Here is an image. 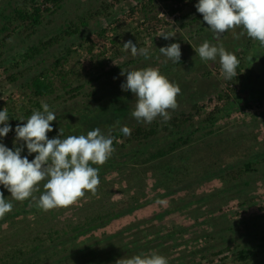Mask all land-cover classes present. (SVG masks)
Masks as SVG:
<instances>
[{
	"label": "trees",
	"instance_id": "trees-1",
	"mask_svg": "<svg viewBox=\"0 0 264 264\" xmlns=\"http://www.w3.org/2000/svg\"><path fill=\"white\" fill-rule=\"evenodd\" d=\"M64 1L25 0L22 7L14 8L13 19L21 25L28 24L30 29H34L42 24L45 14H50L53 8V11L61 9ZM172 1L176 5L184 1L190 2L193 6L198 3V0ZM178 9L181 10L179 6ZM176 12L174 7L169 11L172 15ZM185 25L181 23L179 26L183 29ZM7 30L6 25L0 28L1 32ZM79 32L78 27L73 31L69 28L64 31L61 39L65 38V35L71 37ZM61 39L52 38L51 41L61 42ZM51 41L44 46L52 44ZM69 52L70 50L56 60V66H61L62 60ZM90 52L92 53L91 50ZM244 55V52H241V55L237 56L240 62L237 77L226 80L224 89L214 98H210L209 101L216 104L203 119L195 120L205 106L193 102L189 104L188 113L179 109L172 111L171 119L166 123L157 118L150 125L142 122L133 124L131 136H124L120 131L121 126L118 127L119 129H114L111 136L114 137L115 152L103 165H91L99 168L100 184L97 191L86 192L85 196L73 205L44 212L35 206L31 198L23 202L11 200L10 193L0 185V191L4 193L5 198L13 203V210L0 219V229L8 225L12 231L8 235L0 234V264H117L121 259L152 254L164 256L168 264L205 262L212 264L229 253L235 260L234 264H264V229L253 240L239 241L242 239L239 232L235 233L234 229L235 227L238 229V223L242 222H237L233 213H229L224 207L232 201H238L240 207V210L236 211L238 215H241V210L245 207L257 206L264 212L263 201L255 202L257 197L254 196L258 191L257 184L260 183L254 176L260 173L259 166H264V146L259 151L253 148L245 152L239 150L238 153L233 154V160L226 162H224L226 156L232 155V150L230 148L228 149L231 152L225 150L228 153L224 157V148L219 147L215 150L217 161H222V158L224 160L217 166L214 165L216 158L213 160L214 163L204 165L202 164L204 158L197 161L198 158L193 155L194 149L210 143L209 138L214 136L217 131L216 126L224 118L235 111L244 113L248 109L251 111L253 107L260 108L263 104L264 92L262 95L250 96L246 92L250 88L248 84H244L242 89L236 86L243 70ZM155 61L159 66L155 68L166 77L169 74L173 75L172 71L175 69L180 72L183 69L182 71L188 73L184 76L183 74L173 76L171 80L183 79L187 82L191 78L192 62L187 57H183L180 63H173L170 60H167L170 62L167 63L164 58ZM56 66L53 68L55 73ZM142 66L143 68L137 70L149 67L146 64ZM120 69L118 67L116 70L106 72L96 80L104 77L108 80V77ZM205 75L208 76L209 72ZM10 79L15 81L16 76ZM54 80V77L47 72L34 76L29 83L33 96L39 99L54 94L56 89ZM61 80L65 82L66 93L70 95V100H75L72 104L74 108L80 106L81 101H84L82 99H91L88 104L85 102L86 107L88 105L87 108L90 109L102 103L108 95L110 97L117 95L113 93L115 87L110 86L111 80L88 94H85L83 86L72 87L71 84L66 83L65 76ZM79 97L83 98L79 100L77 99ZM33 107L42 109L38 101ZM63 113L66 114L64 119L72 120L74 110L65 112L63 110ZM31 114L32 110H29L25 118H29ZM8 115V123L12 126V131L7 137L15 133V127L21 123V119L14 113ZM69 116L70 118H67ZM251 119L246 124L248 128L252 123H256ZM256 137L254 135V140ZM5 138H0V142L6 143ZM207 150L206 152L209 153L210 148ZM198 167L202 169L198 171ZM149 178H153L156 188L163 186L165 192L147 195L143 190L142 182H146ZM262 178L264 182V177ZM213 182H216L217 188L209 191L204 189ZM43 183L41 182L40 192L34 193L37 197L44 191ZM123 183L124 188L116 189L117 185ZM238 190L242 193L235 195ZM242 194L248 197L243 202L240 200L244 197ZM164 200L169 201L167 208H161L152 217L129 222L110 233L102 232L114 222L132 215L139 208ZM169 207L171 208L168 209ZM163 217L165 218L162 220ZM175 218L181 219L178 220L181 224L177 223ZM262 218L264 219V216ZM56 222L62 223L63 227L55 226ZM169 223H175V226L170 227ZM17 225L19 226L16 227ZM24 225L27 228H24ZM261 227H264V221ZM230 231L235 239L230 238ZM168 237L175 239L172 244L174 247L171 249L164 244V239Z\"/></svg>",
	"mask_w": 264,
	"mask_h": 264
},
{
	"label": "rangeland",
	"instance_id": "rangeland-1",
	"mask_svg": "<svg viewBox=\"0 0 264 264\" xmlns=\"http://www.w3.org/2000/svg\"><path fill=\"white\" fill-rule=\"evenodd\" d=\"M24 2L25 0H0V28L4 25L8 26L7 31H0V108L6 109L7 113H14L21 119L20 124H23L28 119L25 118V115L29 110H32V112L43 110L33 107L36 101L40 103L41 108L42 104H48L49 109L57 117V120L52 122L53 131L48 133L49 139L56 137L59 129L63 130L66 138L69 135H86L88 131L97 127L105 135H111L112 131L119 129L120 126L126 125L131 128L133 124H140L141 122L131 116L136 104L135 96L130 91L121 90V84L126 80V76L121 75V72L143 68L142 65L144 64L149 67H157L155 60L161 58L167 60L160 53L159 48L168 46L171 43H179L182 53L181 59L187 57L192 62L190 65L192 67L190 69L191 78L187 82L183 79L171 80L173 76L179 74L188 75L187 71H182L183 69L181 72L175 69L172 71L174 74H169L167 78L181 89V93L177 96L179 105L177 109L186 110L188 113L190 110L189 104L193 102L205 106L199 114L200 116L195 118L196 121L203 119L206 116L205 114L213 109L216 103L210 102V98L218 95L226 84V79L221 73L219 58L216 61L203 62L195 52V49L205 41L214 45H222L226 51L236 56L244 52L245 55L242 56L244 58L243 70L239 75L236 86L242 89L244 84H248L250 88L246 92L250 96L262 95L264 92V47H261L258 41L249 38L246 34L240 35L242 29H237L235 33L229 31L217 40L203 21L202 14L188 1L176 5L172 0H65L61 9L53 11V8L50 14H45L42 24L34 29H30L28 24L21 25L20 22L13 19L14 8L22 7ZM178 6L181 10L178 9ZM173 7L177 12L172 15L169 11ZM181 23L186 24L185 28L182 29L179 26ZM76 27L79 28V33L71 37L65 35L66 37L61 39L64 36V31L69 28L73 31ZM165 32L170 33L173 37L165 40L162 36H159ZM237 35H239V39L235 38ZM52 38H58L62 41L52 42ZM128 40L136 43L138 48L146 47L152 60H147V62L144 56H133L130 50L125 51L123 43ZM50 41L52 44L44 46L45 43ZM68 50L70 52L62 60L61 66H56V60L66 54L65 52ZM31 54L33 57H29ZM170 62L167 61V63ZM55 66L57 67L56 73L53 71ZM118 67L121 69L108 77V80H111L110 86L115 87L113 93L117 95H114V97L108 95L102 103H98L90 109L87 108L88 105L86 107V104L91 102V99L79 97L77 99L80 100L81 98L84 101H81L79 107L74 108L72 104L75 103V100H70V95L66 93L65 82L61 80L63 76H65L66 83L71 84L72 87L83 86L85 94H88L108 82L106 77L96 80L100 75L116 70ZM41 72H47L54 77L56 89L54 94L36 99L32 94L29 83L34 76ZM208 72L209 75H205ZM61 74L63 76H60ZM15 76V81L10 79L15 78ZM102 93L104 92L102 91ZM63 110L64 112L74 110L71 121L64 119L66 114L63 113ZM59 115L63 116L62 119ZM67 118H70V116ZM250 119L256 121L255 124L249 125L252 129L246 127ZM215 130L217 131L214 136L209 138L210 143L202 144L203 149L197 147L193 151L194 157L198 158L197 161L204 158L205 161L202 162L204 165L212 164L214 161L216 166L219 162L222 164L224 159L217 161L218 158H216L217 154L215 153V150L222 146L224 157L228 153L225 150H229L228 148L232 150V155L228 154L224 162L233 160V154L238 153L239 150L245 152L253 148L259 151L264 146V101L260 108L253 107L251 111L248 109L244 113L239 110L233 112L219 122ZM199 135L198 133L197 136ZM254 135L257 136L255 140ZM5 140L6 143L4 142V144L14 149L15 133L6 137ZM207 148H210L209 153L206 152L208 151ZM231 150L229 151L231 152ZM25 155H28L26 146L22 152V156ZM32 156H28L30 161L33 158ZM259 168L260 173L255 174L254 177L256 180L259 179L260 183L257 184L258 191L254 196L257 197L255 202L263 201L262 205L264 206V182L261 180L264 177V166H259ZM201 169V167H198L197 170ZM193 173H195V170ZM142 183H144L143 190L147 195L165 192L163 186L160 188L154 186L153 178H149ZM120 187L124 188V183L117 185L116 189ZM215 188H217L216 182L211 183L209 187H204L208 191ZM240 193L242 191L238 190L234 194ZM242 195L244 197L240 200L243 202L248 197ZM119 197H121L120 193ZM168 200L145 205L132 215L114 222L111 226L103 229L102 232L110 233L129 222L150 218L161 208L166 209L169 203ZM224 207L229 213H233L234 217L237 218V222H242L241 224L238 223V229L236 227L234 229L235 233L239 232L238 234L242 239L239 241L253 240L264 229V227H261L264 221L262 218L264 212L258 209L257 206L243 208L241 215H238V212L236 214V211L240 210L238 201H232ZM174 220L181 224L180 221L178 222L181 219L175 218ZM25 226L24 228H27ZM55 226L61 228L63 224L56 222ZM169 226H175V223H169ZM11 233L12 231H10L8 225H4L0 229V234L8 235ZM229 235L231 239H235L231 231ZM174 241V238L168 237L164 239V244L168 249H171L174 247L172 245ZM176 252L178 253V251ZM234 263L235 260L229 253L212 264ZM257 263L259 262L257 261Z\"/></svg>",
	"mask_w": 264,
	"mask_h": 264
},
{
	"label": "clouds",
	"instance_id": "clouds-1",
	"mask_svg": "<svg viewBox=\"0 0 264 264\" xmlns=\"http://www.w3.org/2000/svg\"><path fill=\"white\" fill-rule=\"evenodd\" d=\"M195 7L217 40L229 31L235 33L242 29L240 35L246 34L264 47V0H198ZM159 36L165 40L173 37L166 32ZM235 38L239 39V35ZM123 49L130 50L133 56L149 58V50L138 48L132 40L123 43ZM159 51L167 60L180 63L179 43H171ZM195 52L203 62L219 58L221 73L226 80L237 77L240 62L222 45L205 41ZM125 74L121 90L130 91L136 98L131 116L149 125L157 118L165 123L170 121L171 112L179 107L180 87L154 67L121 72V75ZM42 109L33 111L26 123L17 124L14 149L0 142V185L10 193L11 200L23 202L31 198L38 209L48 212L73 205L86 192L95 193L100 184L99 168L91 165L106 163L115 148L114 137L105 135L99 127L86 135L66 138L59 129L58 135L49 139L48 133L53 131L52 122L57 117L48 104H42ZM8 121L7 110H0V138L7 137L12 131ZM120 131L124 136L132 134V129L126 125ZM25 146L28 155L22 156ZM32 154L36 155L30 161L28 156ZM41 182H44V191L37 197L34 193L40 192ZM12 210L13 203L0 191V219ZM117 264H168V260L159 254L135 255L121 259Z\"/></svg>",
	"mask_w": 264,
	"mask_h": 264
}]
</instances>
